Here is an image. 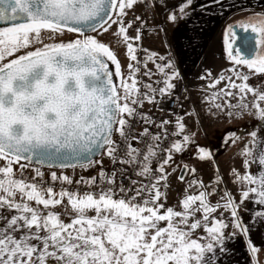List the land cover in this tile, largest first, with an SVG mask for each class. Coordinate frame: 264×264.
Masks as SVG:
<instances>
[{"label": "snow or ice", "instance_id": "obj_1", "mask_svg": "<svg viewBox=\"0 0 264 264\" xmlns=\"http://www.w3.org/2000/svg\"><path fill=\"white\" fill-rule=\"evenodd\" d=\"M225 3L0 0V264H219V257L231 251L226 242L236 238L244 240L252 264H257L261 249L252 235L255 227V234L264 240V137L258 130L250 131L240 152L245 171L232 169L240 186L239 201L225 190L212 204L208 197L216 187L207 192L209 186L192 179L181 210L165 207L161 187L168 188L166 169L175 163V155L193 148L196 159L205 162L214 154L196 141L184 116L177 114L174 123L168 119L157 123L140 111L145 102L161 112L163 103L180 107L176 90L181 74L171 47L165 49L167 55L147 54L148 49L137 43L151 39L145 17L127 19L137 5L153 12L154 22L161 26L157 38L163 31L162 43L174 44L180 55L184 40L196 50L199 45L193 42L204 39V25L223 12ZM168 24L170 37L163 27ZM237 29L244 33L239 41ZM65 30L71 34L69 42H44L63 38ZM109 33L126 46L127 78L117 54L100 39ZM223 49L232 67L218 77L210 71L199 77L212 81L210 89L226 83L210 95L198 96L197 102L203 99L207 107L201 110L203 116L195 112L197 122L210 116L231 121L247 115L264 125V87L249 84V73L264 74V11L228 24ZM209 52L214 55V48L210 46ZM148 62L160 75L157 87L136 79L142 67V75L156 74L147 68ZM114 78H121L119 86ZM140 123L146 126L135 133ZM151 127L161 131L153 134ZM225 139L235 144L241 138L228 132ZM105 157L111 162L110 171L102 163ZM14 165H19L18 176ZM253 165L255 172L250 170ZM97 166V175L75 179L77 169ZM177 168L181 182L189 173L196 175V168L187 164L173 167L172 173ZM29 171L32 174L26 175ZM57 181L59 191L54 190ZM193 187L199 189L198 195L187 194ZM246 202L254 205L252 224L240 213ZM201 229L204 235H198Z\"/></svg>", "mask_w": 264, "mask_h": 264}, {"label": "rangeland", "instance_id": "obj_2", "mask_svg": "<svg viewBox=\"0 0 264 264\" xmlns=\"http://www.w3.org/2000/svg\"><path fill=\"white\" fill-rule=\"evenodd\" d=\"M130 14L143 15V14H138L137 12H131V11L129 12V15ZM143 16L145 17V20H146V17H148L146 15H143ZM248 17L249 16L243 17L241 19H236L231 24H238V23L244 22L246 21ZM153 26H154L153 24L149 25L146 23L147 34H150L149 33L150 28L154 30ZM157 27H159V25H157ZM157 27L155 28V30L157 29ZM70 36L71 34H68L67 30H65V35L63 38L57 39L55 41L45 40L44 42H65L66 43V42H69ZM148 36L151 37L150 35ZM100 39L102 42L109 44L110 48L117 54V58L121 63V71L123 74V78H127L129 74V69L127 68V64L129 63V60L126 58L127 57L126 46L123 44H118L117 43L118 38L112 33L102 34ZM151 39L152 40L142 38L141 40L142 44L150 52H151V49L148 47L146 40L151 42L153 51H156L154 47H155V42H157L156 40H153V38ZM37 46H42V45H37ZM167 46L168 44L166 45L165 48H167ZM165 48H164V51L161 53V55L165 52ZM29 50H34V48L30 46ZM212 60L218 63V65L220 63V66H222L224 71H225V68L227 69V68L232 67L231 62L227 60V56L223 57L222 62L219 61L218 58L217 60L215 58H212ZM218 65H217V68L220 67ZM111 66L113 70H115V66L114 65H111ZM120 80L121 78H116L117 86H119ZM207 80H203L204 81L203 84H199L194 89H190L189 93H183L181 97L186 101V106H185L186 112L193 113L192 116L184 115V122L186 124V127L190 129V131L196 132V137H195L196 141L200 145H206L213 152L214 155H213V159H210L205 162H200L196 159L195 149L193 148H188L186 151L175 155L174 157L175 163L166 169V171L170 174L167 179L168 188L164 189L163 187H161V191L166 193V196L162 197V199L165 202L166 207H174L175 210H181L182 208L181 201L183 200L185 196V189L187 188V182L192 179H196L198 181L202 180L204 185L209 186L206 188L207 192L212 191L211 186L216 187L217 189L216 193L208 197L209 202L212 204H215L216 201L220 198V196L224 195L225 190L230 191L234 196H236L240 191V186L234 182V177L231 175L232 173L231 166L234 162V159L231 161L230 160L225 161V157L226 156H229L231 158H236V156L242 157L240 155V152L242 151L241 146H243L245 142L247 141V140L245 141L246 139L245 132L246 130L249 129L248 126L249 124H251V121H248L250 119H245L247 115L239 119L234 118L231 121L225 120L222 117L210 116L208 119H201L198 123L196 116H195V112H201V116H203V112L201 110L202 108L207 107V104L203 99L197 102L198 96L204 97L206 95H210L212 91H217L220 88H223L225 84V83L220 82L219 85H216L215 89H210L208 87L209 84H207ZM128 82L131 83L130 80ZM237 83H239V81H237ZM249 84L250 86H254L256 88L264 87V74L249 73ZM186 96L189 97V99L186 100L185 99ZM235 102H236L235 100L232 101V103H235ZM228 132L235 133L236 136L240 137L241 139H237L235 144L231 142L226 143L225 138ZM240 159L241 158H239L238 160ZM21 163L23 162L21 161ZM185 164L189 165L190 168L195 167L197 171L194 177L190 173L186 177L185 181L181 182L178 179L180 168H177L175 173H172V168L176 167L177 165L182 167ZM0 166H3L2 161H0ZM238 167L236 170H238L241 174H243L245 170L238 168ZM13 168H14V173H16L19 170V165H14ZM93 169H95V167L89 168L86 171H91ZM79 171L80 169H77L76 173H79ZM66 173L72 174L71 170H66L65 174ZM58 175H59V172H58ZM217 177H220V183L218 184L216 183ZM161 183L163 184V182ZM187 194L198 195L199 189L195 187L188 189ZM66 202L67 201L65 200V203ZM199 215L200 214H198L197 218H199ZM216 215H218V213ZM65 222H70V218H66ZM230 231L231 229H229V232ZM198 235H204L202 229L198 230Z\"/></svg>", "mask_w": 264, "mask_h": 264}, {"label": "crops", "instance_id": "obj_3", "mask_svg": "<svg viewBox=\"0 0 264 264\" xmlns=\"http://www.w3.org/2000/svg\"><path fill=\"white\" fill-rule=\"evenodd\" d=\"M149 4H152L153 0H147ZM211 0H198V3H210ZM237 5V7H231V5ZM241 7L247 8V11L241 10ZM216 11H219L218 9ZM264 11V0H226V3L224 5L223 12L220 13V15L212 16L209 23L204 25V27L207 29L204 39H197L193 43L196 45H199L196 47L195 51H192L191 48L187 46V41L184 40L182 43L184 44L183 52L180 55H176L175 53V45H169L167 48L171 47L173 50V55L176 59V63L178 66V70L183 75L184 79L189 82V89H194L199 84H203V80L199 79L200 76L204 75L206 71H210L214 77H218L222 72H224V69L222 66H220V63L214 62L212 58H215L222 62L223 57H226V53L223 49V31L224 28L231 24L236 19H241L243 17L251 16L254 12H260ZM138 14H143L148 17H146L147 24L154 25L152 30L149 29L148 35L153 38V40H156L155 47L157 52L160 54L164 51V48L167 44H163L162 40L164 37V32H159V38L156 36V31L159 27H161L159 24H156L153 19V12L149 11L147 8L142 7L140 5H137L135 7V11ZM162 17L156 16L155 19L159 20ZM156 25V26H155ZM159 25V27H157ZM157 29L155 30V28ZM163 27H166L169 30V37L171 36V30L172 26L170 24L164 25ZM152 30V31H151ZM191 34V33H190ZM152 40V39H150ZM142 43V41H141ZM146 43L148 47L153 51V47L151 46V42L146 40ZM213 47L215 50V54L212 55L209 52V47ZM166 49V48H165ZM166 53V51L164 52ZM164 53L162 55H164ZM224 62V60H223ZM230 62V61H229ZM217 65L220 66L217 68ZM150 70H152L153 73H156L155 65L151 62H149ZM226 69V68H225ZM228 69V68H227ZM245 72H249L247 69H242ZM227 74V73H225ZM212 83L210 79L207 80V84ZM221 83H226V81H221ZM245 119H250L248 121H251V124H249V129L246 130L245 134V141L250 139L249 133L250 131L258 130L259 135L261 137H264V125L261 124L260 121L256 120L254 117L246 116ZM242 149L244 147L241 146ZM241 158L240 160H238ZM234 162L231 166V168H241L243 170V159L244 157H237L231 158L229 156L225 157L226 160H233ZM229 162V161H228ZM231 164V163H230ZM251 171H256V166L253 165L250 169ZM83 171H79V173L75 174V178L81 175ZM67 174V173H66ZM190 174V173H189ZM68 175H72L69 174ZM187 177V176H186ZM236 200L239 201V195L237 194L235 196ZM253 209L254 205L252 203L246 202L244 206L240 209V213L245 221L252 224L254 221L250 220V216L253 215ZM257 211L261 209H255ZM256 233V228H253V235L252 240L254 244L260 248V252L256 254V261L257 264H264V240H262ZM227 248L231 249L229 253L223 254L219 257V264H252L251 260V254L249 250L247 249L246 243L241 238H236L234 241H227L226 242Z\"/></svg>", "mask_w": 264, "mask_h": 264}, {"label": "built area", "instance_id": "obj_4", "mask_svg": "<svg viewBox=\"0 0 264 264\" xmlns=\"http://www.w3.org/2000/svg\"><path fill=\"white\" fill-rule=\"evenodd\" d=\"M135 14H130L128 15L127 19L129 21H132L133 18H134ZM140 46H142L143 48H146L142 43L141 41L140 42H137ZM147 49V48H146ZM147 54H150L149 50H148V53ZM168 53L166 52L164 55H167ZM145 58V54H141L139 56V59L141 61H143V59ZM147 68L150 69V66H149V62L147 64ZM144 71V68L142 67L141 68V71L138 72L136 74V79L138 80V82H142V83H145V84H152L153 87H157V85L155 84V81L157 79H160V75L159 73H156L155 75H153L151 78H149L148 76H144L142 75ZM181 74V73H180ZM139 86V84H138ZM189 84L188 82L184 79L183 75L181 74V79L180 81L177 82V90H176V95L180 97V104L181 106L180 107H176V108H173V103H163L160 105V107H162L164 109V112H161L156 105H153V104H149L148 102H145L142 109H140V111L144 114H147L149 115L150 117H152L153 119H155L157 121V123H159L160 120L162 119H168L170 121H172L173 123L175 122V119H176V115H180V116H184V114L186 113V101L181 97V95L183 93H189ZM185 89H187V91H185ZM143 90V89H142ZM171 110L172 114H169V111ZM146 125H144L143 123H140L138 124L135 129H134V132L135 133H139V132H142L143 131V128L145 127ZM161 131V129H158V128H155V127H151L150 128V132H152L153 134H155L156 132H159ZM168 131L171 132L173 131V128L171 127V125L169 126L168 128ZM171 141H169L170 143ZM133 146H140V145H136L135 142H133ZM164 146V145H162ZM142 147V146H141ZM156 158H154V162H153V171L156 170V162H155ZM104 167H105V170H111V162L110 160L105 157L102 161ZM100 171V168L99 166L95 167V169L91 170V171H86L84 170L80 176H84L85 178H89L91 176H95L98 174V172ZM45 179L46 180H50V175L47 171H45ZM17 176L19 174V171L16 172ZM32 174L31 171H29L28 173H26V175H30ZM80 176H78L77 178L75 179H79ZM128 176H130L131 178L133 179H136L137 177H135L133 175L132 172H129L128 173ZM139 179H143V178H139ZM144 182H147V181H144ZM124 183L127 185L129 183V180L128 179H125L124 180ZM56 185L57 187L54 189L55 191H59V182L57 181L56 182ZM166 207V205H165Z\"/></svg>", "mask_w": 264, "mask_h": 264}, {"label": "water", "instance_id": "obj_5", "mask_svg": "<svg viewBox=\"0 0 264 264\" xmlns=\"http://www.w3.org/2000/svg\"><path fill=\"white\" fill-rule=\"evenodd\" d=\"M0 26H2V25H0ZM237 31L239 32V35L237 36V40L239 41L240 36L244 35V33H243V32H240L239 29H237ZM236 46L239 47L240 45L237 44ZM110 68H111L112 71H114L111 65H110ZM114 84L117 85L116 78H114ZM22 162H23V161H22ZM23 163H24V162H23ZM179 175H180V173H179Z\"/></svg>", "mask_w": 264, "mask_h": 264}]
</instances>
